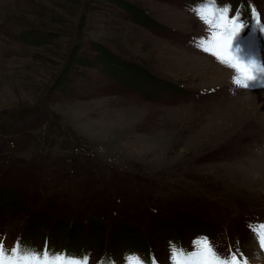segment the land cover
Segmentation results:
<instances>
[{"label":"rangeland","instance_id":"obj_1","mask_svg":"<svg viewBox=\"0 0 264 264\" xmlns=\"http://www.w3.org/2000/svg\"><path fill=\"white\" fill-rule=\"evenodd\" d=\"M198 2L0 0L5 239L37 214L35 228L69 237L99 220L100 244L113 231V244L127 239L124 223L161 264L168 238L191 249L205 236L225 257L264 264L250 230L264 223V76L241 88L217 73L226 67L195 43ZM230 7L246 18L249 7ZM241 22L233 38L253 50ZM96 45L119 66H103ZM153 212L175 224L167 235Z\"/></svg>","mask_w":264,"mask_h":264},{"label":"snow or ice","instance_id":"obj_2","mask_svg":"<svg viewBox=\"0 0 264 264\" xmlns=\"http://www.w3.org/2000/svg\"><path fill=\"white\" fill-rule=\"evenodd\" d=\"M191 11L205 25V35L197 38L196 46L212 55L218 63L232 72V82L241 88H249L252 83L264 76V64L246 61L233 55L232 38L241 27L240 13L234 14L229 5H219L217 0H199ZM258 17L256 9H252ZM250 230L262 249H264V223L250 225ZM237 249L228 257L218 253L208 237H197L191 249L169 242V264H240ZM91 254L77 255L67 250L57 252L47 242L43 249L37 250L19 239L8 249L0 239V264H90ZM97 264H115L111 257L101 258ZM124 264H159L155 256L147 259L137 253L126 254Z\"/></svg>","mask_w":264,"mask_h":264},{"label":"trees","instance_id":"obj_3","mask_svg":"<svg viewBox=\"0 0 264 264\" xmlns=\"http://www.w3.org/2000/svg\"><path fill=\"white\" fill-rule=\"evenodd\" d=\"M95 47H96L95 49L97 50V52L101 53L100 55L102 56L101 61H102L103 66L105 65L106 68L109 69L110 71H111V68H117V66H119L118 65L119 62L114 57L104 56V50L100 46L96 45ZM103 56H104V58H103ZM5 199L6 198H5L4 191L0 189V203L2 204L0 206V213L4 210H5V212H12V207L9 206L10 204L8 202H6L7 200L5 201ZM16 210H19V208L14 209L13 212H15ZM155 214L156 213L153 212V215H155ZM35 215L36 216H34V218L29 219V224H27L29 227L35 228V226H39L40 224H42L39 222H43L45 219V217H43V216L41 217V216H37V214H35ZM155 217H156L155 221L157 223V228L161 227L162 230H165L167 226H171L172 228L175 227V224L170 219H167L166 216L165 217H163V216L157 217V214H156ZM37 219L39 221H37ZM120 222L123 223V221H120ZM57 223H60L61 226H64L66 224V222H64V224H63L60 221ZM93 225L94 226H93L92 230H90L88 232V234H86L85 236L87 237L88 240L93 241V244H95V245L100 244V238L96 236V233L101 232L103 230L102 227L100 228L101 222L99 220H96V222H94ZM50 227H51V234H53L54 236H60L61 235L60 230H58L59 224L57 225V224L53 223ZM120 228H121L122 234L126 233L128 236H127V239L121 238V239H118V241H123V242L129 241V242H134V243H143L144 237L139 236L136 233V231L129 229V227H127L126 224H124V223L120 224ZM176 228H179V227H176ZM180 230L181 229L179 228V231ZM71 233L72 232L70 230L68 234L65 233L64 235L68 236ZM119 234H120V230H119L118 234H115L114 231L112 232V234L110 236L111 239H109L110 243L112 245H114L113 242H115V238L117 239ZM73 238H80V236L75 234L73 236Z\"/></svg>","mask_w":264,"mask_h":264},{"label":"bare ground","instance_id":"obj_4","mask_svg":"<svg viewBox=\"0 0 264 264\" xmlns=\"http://www.w3.org/2000/svg\"><path fill=\"white\" fill-rule=\"evenodd\" d=\"M226 69V68H225ZM224 68H221V67H219L218 66V71H217V73L220 75V76H222V75H229L230 74V76H232V72L231 71H227V69L225 70ZM262 82H264V80L262 81ZM262 92L264 93V87L262 88ZM248 102V101H247ZM261 251L263 252V255H264V249H262L261 248ZM258 257H259V255H257ZM247 261H249V260H247ZM247 261H246V263H240V264H248L247 263ZM260 262V261H259ZM251 263H253V262H251Z\"/></svg>","mask_w":264,"mask_h":264}]
</instances>
